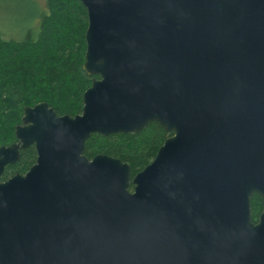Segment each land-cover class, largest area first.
I'll return each instance as SVG.
<instances>
[{"label": "water", "instance_id": "95a60500", "mask_svg": "<svg viewBox=\"0 0 264 264\" xmlns=\"http://www.w3.org/2000/svg\"><path fill=\"white\" fill-rule=\"evenodd\" d=\"M87 13L74 117L25 107L0 176V264H264V0H79ZM167 138L150 164L84 155L92 134ZM132 186V191L130 188Z\"/></svg>", "mask_w": 264, "mask_h": 264}, {"label": "trees", "instance_id": "16d2710c", "mask_svg": "<svg viewBox=\"0 0 264 264\" xmlns=\"http://www.w3.org/2000/svg\"><path fill=\"white\" fill-rule=\"evenodd\" d=\"M28 14V26L18 37L0 34V147L15 142L14 128L21 124L23 109L45 102L57 116L74 117L83 107L82 97L92 79L82 69L86 49L87 13L79 0H46V10ZM38 21L36 27L35 22ZM167 138L153 122L136 135L92 134L84 144V155L91 159L104 154L130 165V176L154 159ZM4 171L0 181L24 174L35 161L33 148ZM132 189V186L130 190ZM257 196V195H255ZM263 203L257 196L250 204L252 220Z\"/></svg>", "mask_w": 264, "mask_h": 264}, {"label": "rangeland", "instance_id": "374dc122", "mask_svg": "<svg viewBox=\"0 0 264 264\" xmlns=\"http://www.w3.org/2000/svg\"><path fill=\"white\" fill-rule=\"evenodd\" d=\"M31 0H0V34L5 39L18 37L28 26V14L35 11ZM40 10H46V0H33ZM38 24L35 22L34 27Z\"/></svg>", "mask_w": 264, "mask_h": 264}, {"label": "flooded vegetation", "instance_id": "af4514ba", "mask_svg": "<svg viewBox=\"0 0 264 264\" xmlns=\"http://www.w3.org/2000/svg\"><path fill=\"white\" fill-rule=\"evenodd\" d=\"M15 142H16V140H15ZM15 142H13V143H15ZM13 143H12V144H13ZM12 144H10V145H12ZM10 145H9V146H10ZM29 148H33L34 151H35L34 146H29V147H27V148H25V149H20V150H19V155H20V157H21V155H22V153H23L22 151H25L26 149H29ZM95 156H96V155H95ZM20 157H19V159H20ZM92 158H93V157H92ZM92 158H91V159H92ZM88 159H89V158H88ZM18 161H19V160H18ZM35 161H36V151H35ZM35 161H34V163L32 164V166L35 164ZM16 163H17V162H16ZM13 165H14V164H13ZM8 166H12V165H7V166H5V167H4V170H3V173H4V171L6 170V168H7ZM30 168H31V167H30ZM30 168H29V169H30ZM29 169H28L24 174L16 173V174H14V175L19 174V175H21V176H24V175L29 171ZM3 173H2V175H3ZM2 175L0 176V178L2 177ZM14 175L10 176L9 178H7V179L4 180V181H0V183H3V182H5V181H7L8 179L12 178ZM130 191H132V189H131ZM255 195H257V194H253V195H252V197H251V199H250V202H249V205L251 204L252 199H253L254 197H257V196L261 199L263 205H262V207H261L260 213L258 214L257 218H254V220H252L251 209H250L251 222H252L253 224H257V223H258V220H259L260 214H261V212H262V210H263V208H264V201H263V199H262L259 195H257V196H255Z\"/></svg>", "mask_w": 264, "mask_h": 264}]
</instances>
